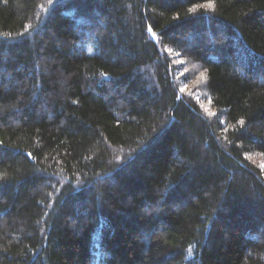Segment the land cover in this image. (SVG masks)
I'll use <instances>...</instances> for the list:
<instances>
[{
    "label": "trees",
    "instance_id": "trees-1",
    "mask_svg": "<svg viewBox=\"0 0 264 264\" xmlns=\"http://www.w3.org/2000/svg\"><path fill=\"white\" fill-rule=\"evenodd\" d=\"M261 160L264 0H0V264H264Z\"/></svg>",
    "mask_w": 264,
    "mask_h": 264
},
{
    "label": "rangeland",
    "instance_id": "rangeland-1",
    "mask_svg": "<svg viewBox=\"0 0 264 264\" xmlns=\"http://www.w3.org/2000/svg\"><path fill=\"white\" fill-rule=\"evenodd\" d=\"M259 164H260V166H261V168L263 169V172H264V160L259 161Z\"/></svg>",
    "mask_w": 264,
    "mask_h": 264
},
{
    "label": "snow or ice",
    "instance_id": "snow-or-ice-1",
    "mask_svg": "<svg viewBox=\"0 0 264 264\" xmlns=\"http://www.w3.org/2000/svg\"><path fill=\"white\" fill-rule=\"evenodd\" d=\"M209 7H211V5H209Z\"/></svg>",
    "mask_w": 264,
    "mask_h": 264
}]
</instances>
